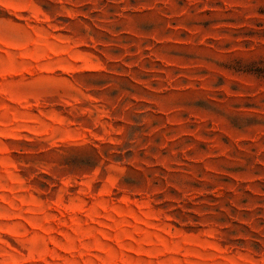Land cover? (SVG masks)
<instances>
[{
    "label": "rangeland",
    "instance_id": "374dc122",
    "mask_svg": "<svg viewBox=\"0 0 264 264\" xmlns=\"http://www.w3.org/2000/svg\"><path fill=\"white\" fill-rule=\"evenodd\" d=\"M0 264H264V0H0Z\"/></svg>",
    "mask_w": 264,
    "mask_h": 264
}]
</instances>
